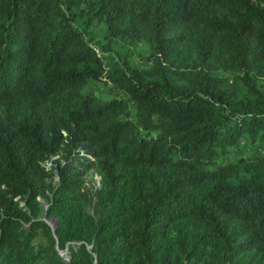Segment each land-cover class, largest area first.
Masks as SVG:
<instances>
[{"label":"trees","instance_id":"16d2710c","mask_svg":"<svg viewBox=\"0 0 264 264\" xmlns=\"http://www.w3.org/2000/svg\"><path fill=\"white\" fill-rule=\"evenodd\" d=\"M263 77L264 0H0V264H264Z\"/></svg>","mask_w":264,"mask_h":264},{"label":"rangeland","instance_id":"374dc122","mask_svg":"<svg viewBox=\"0 0 264 264\" xmlns=\"http://www.w3.org/2000/svg\"><path fill=\"white\" fill-rule=\"evenodd\" d=\"M103 37L101 35H99L98 33V36H97V39L98 40H101ZM138 51L139 53L142 55V56H146L148 53H149V50L147 49L146 46L144 45H140L138 47ZM101 54H103L104 56H108V54H104L102 51H97ZM135 61L136 62H140V59L138 56L135 57ZM230 73L229 72H222L220 71L219 72V76L226 80L227 76L229 75ZM264 81V77L261 79ZM110 84L108 83H104V82H93L92 84H90L89 88L94 90L98 95H100L101 97L103 98H109L111 97V94L108 92V89L110 88ZM77 169H83V165L82 164H78L76 166ZM97 171L92 167V168H89L86 170V180H87V183H86V186L88 187H95L97 186V183L100 184V176L97 175ZM98 184V185H99Z\"/></svg>","mask_w":264,"mask_h":264},{"label":"built area","instance_id":"2783aa9c","mask_svg":"<svg viewBox=\"0 0 264 264\" xmlns=\"http://www.w3.org/2000/svg\"><path fill=\"white\" fill-rule=\"evenodd\" d=\"M63 134L65 135V132H63ZM62 147H64V145L62 144ZM78 151V154L81 156V158H90V156H86L84 154V151L83 149L81 148H78L76 149ZM65 162V159L64 157L61 155V153H56L54 155H52L49 159L45 160L43 165L47 168H54V173H53V180L56 181L57 178H58V175H57V169H56V166H57V163H60V164H63ZM97 175H99L97 173ZM99 183H97V186L95 187H98Z\"/></svg>","mask_w":264,"mask_h":264},{"label":"water","instance_id":"95a60500","mask_svg":"<svg viewBox=\"0 0 264 264\" xmlns=\"http://www.w3.org/2000/svg\"><path fill=\"white\" fill-rule=\"evenodd\" d=\"M45 207H47V205H45ZM52 228V230L55 229V219H44ZM87 248H91V245H88Z\"/></svg>","mask_w":264,"mask_h":264}]
</instances>
